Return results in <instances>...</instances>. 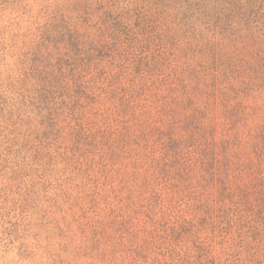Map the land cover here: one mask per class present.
<instances>
[{
    "label": "clouds",
    "instance_id": "1",
    "mask_svg": "<svg viewBox=\"0 0 264 264\" xmlns=\"http://www.w3.org/2000/svg\"><path fill=\"white\" fill-rule=\"evenodd\" d=\"M0 264H264V0H0Z\"/></svg>",
    "mask_w": 264,
    "mask_h": 264
}]
</instances>
